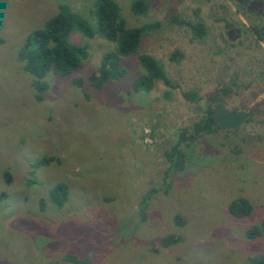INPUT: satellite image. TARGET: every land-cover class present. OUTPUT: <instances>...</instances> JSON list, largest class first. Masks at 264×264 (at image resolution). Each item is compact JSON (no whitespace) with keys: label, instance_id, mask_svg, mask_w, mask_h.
<instances>
[{"label":"rangeland","instance_id":"obj_1","mask_svg":"<svg viewBox=\"0 0 264 264\" xmlns=\"http://www.w3.org/2000/svg\"><path fill=\"white\" fill-rule=\"evenodd\" d=\"M95 1L0 0V264H73L67 256L81 264H253L264 253V233L248 236L264 222V0H154L146 16L132 13L133 0H115L129 27L163 26L123 59L126 75L101 89L73 80L87 79L116 44L74 32L89 59L72 75L50 72L39 99L20 59L26 38L61 4L96 30ZM176 17L203 23L206 37ZM144 53L177 88L159 82L134 93ZM219 91V104L246 112L245 123L202 135L183 148L185 168L173 169L167 155L180 130L200 121ZM45 157L60 163L39 167ZM58 183L69 188L60 208L49 199ZM239 199L252 205L248 217L230 214ZM169 235L179 241L161 247Z\"/></svg>","mask_w":264,"mask_h":264},{"label":"trees","instance_id":"obj_2","mask_svg":"<svg viewBox=\"0 0 264 264\" xmlns=\"http://www.w3.org/2000/svg\"><path fill=\"white\" fill-rule=\"evenodd\" d=\"M154 0H133L131 11L135 16H146L149 13L150 5ZM94 15L96 17V30L88 19L79 13L74 12L67 4L58 7L57 14L51 17L42 28L36 29L26 38L20 53V59L24 63V69L33 77V88L37 97L47 92L49 84L46 77L53 70L63 76H69L78 71L83 63L89 59L87 46L77 45L71 41V35L76 32L82 36L93 39L100 34L107 41L116 44L112 52L103 55L100 66L93 71L87 79L82 77L73 80L74 85L83 87L86 80L95 88L101 89L111 81H117L126 75V69L122 65L125 58L135 55L142 43V40L158 31L163 23L153 21L138 27H129L123 16L120 5L115 0H96ZM177 24L187 25L193 31L195 37L203 39L207 31L203 23H189L173 18ZM255 33L259 34L258 28ZM178 53L173 55L176 59ZM142 73L138 75L132 84L134 93L151 92L157 83H163L166 87L175 89L177 85L168 77L164 66L155 57L149 54L139 56ZM226 92L225 90H222ZM208 97V110L205 116L196 122L191 128L181 129L178 134V141L167 155V161L173 169L181 171L185 168V153L183 148L190 146L202 135L215 132L220 127L216 116V109L220 102V92ZM165 96H169L166 92ZM184 98L190 102H198L200 96L195 92H185ZM52 163L59 164L60 160L55 157H45L38 163L39 167H46ZM175 165V168H174ZM168 172L166 177L168 176ZM10 173L4 174V180L10 183ZM5 196L0 197V201ZM69 197V188L65 183L56 184L49 191V199L56 207H63ZM145 208V205H144ZM141 212V209H140ZM229 212L236 218L248 217L252 212V205L246 199H239L231 203ZM142 220H145V212H142ZM176 223L182 225V217L177 216ZM264 233V222L253 226L248 233L252 239ZM179 240L174 235L161 239L160 245L168 248L175 245ZM67 262L81 264L75 257H65ZM253 264H264V253L253 259Z\"/></svg>","mask_w":264,"mask_h":264},{"label":"water","instance_id":"obj_3","mask_svg":"<svg viewBox=\"0 0 264 264\" xmlns=\"http://www.w3.org/2000/svg\"><path fill=\"white\" fill-rule=\"evenodd\" d=\"M216 112L220 127L223 130L238 129L240 126H242L245 123L247 119L246 112L244 111L229 112L222 104L218 105Z\"/></svg>","mask_w":264,"mask_h":264},{"label":"flooded vegetation","instance_id":"obj_4","mask_svg":"<svg viewBox=\"0 0 264 264\" xmlns=\"http://www.w3.org/2000/svg\"><path fill=\"white\" fill-rule=\"evenodd\" d=\"M253 6V3L251 4V7ZM217 110V109H216ZM215 118L217 119V112H216V116ZM218 123H219V120L217 119Z\"/></svg>","mask_w":264,"mask_h":264}]
</instances>
